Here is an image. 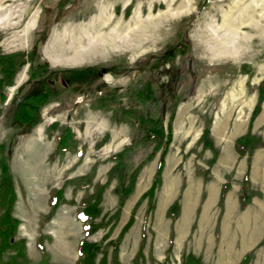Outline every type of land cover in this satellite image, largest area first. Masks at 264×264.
<instances>
[{
  "label": "rangeland",
  "instance_id": "374dc122",
  "mask_svg": "<svg viewBox=\"0 0 264 264\" xmlns=\"http://www.w3.org/2000/svg\"><path fill=\"white\" fill-rule=\"evenodd\" d=\"M100 9L111 23H122L120 33L134 26L133 13L141 22L150 20L144 33L149 45L79 65L50 64L43 50L52 45V36L86 24ZM34 15V26L26 30ZM9 54H23L26 63L2 89L0 161L8 167L16 195L11 214L19 225L13 240L24 241L29 264H75L82 240L100 243L96 261L104 258L106 264L113 257L108 242H117L118 264H181L182 256L197 264H241L245 257V264H264V96L259 100L264 0H0V55ZM109 66L113 73L89 83L83 96L63 90L56 98H44L36 125L15 123L17 105L41 90L28 80L32 70ZM140 116L160 122L165 132L170 125L171 138L152 210L145 216L143 199L120 237L151 185L160 156V149L152 155L153 143L139 142ZM213 125L219 132H210ZM205 128L213 150L202 146ZM247 134L260 142L239 156L234 142ZM61 137L67 145L52 157ZM119 153L124 185L141 165L120 205L117 181L109 180L115 165L109 157ZM246 173L249 200L241 209ZM224 183V196H229L219 203ZM56 191L62 202L45 219ZM97 193L100 216L94 222L100 227L85 236L77 214L82 200ZM173 204L177 209L169 217Z\"/></svg>",
  "mask_w": 264,
  "mask_h": 264
},
{
  "label": "trees",
  "instance_id": "16d2710c",
  "mask_svg": "<svg viewBox=\"0 0 264 264\" xmlns=\"http://www.w3.org/2000/svg\"><path fill=\"white\" fill-rule=\"evenodd\" d=\"M26 63V59L23 58V54H9V55H0V101H3L2 89L4 86H7L11 83V77L15 71ZM259 100L264 96L263 86H259ZM45 97L42 95L29 96L24 101L19 103L16 107L14 113V121L18 125L28 124L34 126L38 123L37 108L39 105L44 102ZM259 104H256L251 119L258 112ZM137 125L139 127V132L142 133V136L139 140L140 143L151 142L154 144L153 153L160 149V156L157 162L155 172L152 177L151 185L148 190L143 193L139 200L135 203L134 207L131 210L130 217L121 230L120 237L123 233L130 227L133 222V214L138 204L143 200L147 199V207L145 210V216L149 211L152 210V198L154 190L158 187L160 183V175L163 168V158L167 151L170 138H171V129L170 125L167 126V131L165 132L163 126L160 122L156 120H145L142 116L138 117ZM209 134V129L205 128L202 136L201 142L203 148H209L213 150L212 145L207 140ZM260 140L256 137L250 136L249 134L238 138L235 140L233 148L239 156H244L246 153H250L253 150V147L257 145ZM66 140L64 137L59 138L58 143L52 153V157H55L57 154L63 152V149L66 146ZM123 153L112 155L109 157V160L114 162V166L109 171V180L114 177L117 181L116 191L118 193L119 205L123 202L124 198L131 192L134 179L137 171L141 167L139 165L135 168L133 172H130L127 176L129 181L124 185V173L121 164V158ZM150 159V156L149 158ZM248 183V174L246 173L243 177L242 184L243 188L239 195L240 208L243 209L248 202V196L246 194V184ZM228 189V184L224 183L220 191L219 203L222 202L224 193ZM16 200V195L14 188L12 186L11 177L8 173V167L5 162L0 161V264H29L25 257V245L23 240L14 241L13 237L17 231L19 221L12 216V207ZM100 200V193H97L95 198L89 196L82 200V210L77 214V218L85 224V236L94 233L100 225L96 224L94 221L100 216V210L98 208V203ZM62 202L61 191H56L53 195L49 197V212L45 219H49L57 206ZM176 204H173L167 210V215L169 217H174L172 214L176 211ZM117 217V214H116ZM110 231L107 232V234ZM108 235H104L101 243L107 238ZM113 248V257L111 264H118L116 259L117 252V242H108ZM101 244L100 243H91L86 240H82L77 248L78 258L75 264H106L104 258L96 261L97 254L100 252ZM43 256H46L42 250ZM246 257L242 260L241 264H245ZM42 264H46L43 262ZM181 264H197L196 261L191 256H182Z\"/></svg>",
  "mask_w": 264,
  "mask_h": 264
},
{
  "label": "bare ground",
  "instance_id": "6f19581e",
  "mask_svg": "<svg viewBox=\"0 0 264 264\" xmlns=\"http://www.w3.org/2000/svg\"><path fill=\"white\" fill-rule=\"evenodd\" d=\"M130 20L135 21L134 26L130 27V29H126L124 32L120 30L123 32L120 33L119 29L122 23H111V16L106 17L100 9L98 16L89 20L86 24H78L73 28H68L58 37L51 35L52 45L50 44V46L44 48L43 54L50 64L60 62L69 65H79L92 62L99 58L101 59L116 50L128 51L131 54L137 53L141 48L145 47V45H149V37L144 35V33L150 28L149 26L152 25V23L150 20H147V22L139 21L136 13L131 14ZM224 21L226 22V20ZM34 22L35 15L32 16L28 23L26 22V30L31 29L34 26ZM226 24H228V22H226ZM114 148H116V145H114ZM106 149L109 150L110 146L108 145ZM262 167H264V161H262ZM147 171L149 172V168H146L144 174H146ZM144 174L140 177L142 183ZM203 218L204 214L201 219ZM224 264H227V262H224Z\"/></svg>",
  "mask_w": 264,
  "mask_h": 264
},
{
  "label": "flooded vegetation",
  "instance_id": "af4514ba",
  "mask_svg": "<svg viewBox=\"0 0 264 264\" xmlns=\"http://www.w3.org/2000/svg\"><path fill=\"white\" fill-rule=\"evenodd\" d=\"M112 66L103 68H82L71 71L50 72L48 68L32 70L29 73L28 80L35 82L38 93L30 96L42 95L45 98H56L64 90H71L73 93L85 94V87L100 79L106 72L113 73ZM41 86V87H40ZM60 86V87H59ZM83 98L80 100L82 101ZM76 100L75 102H77Z\"/></svg>",
  "mask_w": 264,
  "mask_h": 264
},
{
  "label": "crops",
  "instance_id": "0c3cea01",
  "mask_svg": "<svg viewBox=\"0 0 264 264\" xmlns=\"http://www.w3.org/2000/svg\"><path fill=\"white\" fill-rule=\"evenodd\" d=\"M241 123H239V124H237L236 125V128H240L241 127ZM216 130H218V128H217V126L216 125H213V127H212V129H211V131L210 132H217ZM245 131H246V128H245ZM218 132H219V130H218ZM210 183V182H209ZM208 186H211L210 184H208ZM211 188H212V186H211ZM212 195L213 194H211V197H210V199L212 198ZM228 196H229V192H227L226 194H225V196H224V202H226V200L228 199ZM210 201V200H209ZM207 204H208V202L206 203V206H207ZM209 205V204H208ZM226 206H228V202L226 203ZM206 208V207H205ZM206 210V209H205ZM204 214V213H203ZM202 214V215H203Z\"/></svg>",
  "mask_w": 264,
  "mask_h": 264
}]
</instances>
